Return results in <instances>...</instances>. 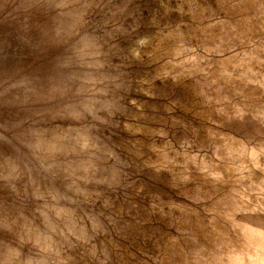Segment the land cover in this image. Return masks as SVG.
Listing matches in <instances>:
<instances>
[{
  "label": "rangeland",
  "instance_id": "1",
  "mask_svg": "<svg viewBox=\"0 0 264 264\" xmlns=\"http://www.w3.org/2000/svg\"><path fill=\"white\" fill-rule=\"evenodd\" d=\"M63 1L0 0V264H264V0Z\"/></svg>",
  "mask_w": 264,
  "mask_h": 264
},
{
  "label": "bare ground",
  "instance_id": "2",
  "mask_svg": "<svg viewBox=\"0 0 264 264\" xmlns=\"http://www.w3.org/2000/svg\"><path fill=\"white\" fill-rule=\"evenodd\" d=\"M62 1H63V0H61V2H62ZM72 1H73V0H72ZM72 1H71V2H72ZM74 1H75V0H74ZM82 1H83V3H84V0H82ZM82 1H81V2H82ZM86 1H90V0H86ZM163 1H164V0H163ZM163 1H162V2H163ZM177 1H178V0H177ZM63 2H64V1H63ZM76 2H78V1H76ZM76 2H75V3H76ZM101 2H102V1H101ZM101 2H99V3H101ZM103 2H104V1H103ZM114 2H116V0H115ZM117 2H118V1H117ZM172 2H173V1H172ZM172 2H171V3H172ZM179 2H181V1H179ZM190 2H191V1H190ZM199 2H201V1H199ZM205 2H207V1H205ZM73 3H74V2H73ZM73 3H72V4H73ZM86 3H87V2H86ZM146 3H147V2H146ZM167 3H168V2H167ZM173 3H174V2H173ZM207 3H208V2H207ZM214 3H215V2H214ZM91 4H92V3H91ZM117 4H118V3H117ZM158 4H159V3H158ZM165 4H166V3H165ZM215 4H216V3H215ZM219 4H220V3H219ZM63 5H64V4H63ZM67 5H68V4H67ZM85 5H86V4H85ZM85 5H84V6H85ZM94 5H97V4H94ZM113 5H114V3H113ZM144 5H145V4H144ZM147 5H148V4H147ZM159 5H160V4H159ZM170 5H171V4H170ZM172 5H173V4H172ZM177 5H178V4H177ZM182 5H183V4H182ZM185 5H186V4H185ZM217 5H218V3H217ZM80 6H81V5H80ZM137 6H138V5H137ZM199 6H200V5H199ZM202 6H203V5H202ZM202 6H201V7H202ZM212 6H213V5H212ZM155 7H156V6H155ZM160 7H161V6H160ZM185 7H186L187 10H188V6H185ZM196 7H197V5H196ZM214 7H215V6H214ZM214 7H213V8H214ZM216 7H217V6H216ZM76 8H78L77 5H76ZM76 8H74V9H76ZM117 8H118V7H117ZM141 8H144V7H141ZM146 8L149 9V7H146ZM167 8H168V6H167ZM189 8H190V7H189ZM218 8H219V6H218ZM82 9H83V7H82ZM95 9H96V8H95ZM151 9H152V8H151ZM184 9H185V8H184ZM196 9H197V8H196ZM215 9H216V8H215ZM76 10H79V8L76 9ZM76 10H75V11H76ZM91 10H92V9H91ZM107 10L109 11V9H107ZM138 10H139V9H138ZM146 10H147V9H146ZM180 10H181V9H180ZM187 10H186V11H187ZM197 10H198V9H197ZM201 10H202V9H201ZM80 11H81V10H80ZM86 11H87V10H86ZM166 11H167V10H166ZM87 12H88V11H87ZM103 12H105V11H103ZM130 12H131V11H130ZM156 12H157V11H156ZM164 12H165V11H164ZM196 12H198V11H196ZM199 12H200V10H199ZM199 12H198V13H199ZM205 12H206V11H205ZM220 12H222V11H220ZM220 12H219V13H220ZM99 13H100V12H99ZM114 13H115V12H114ZM161 13H162V12H161ZM178 13H179V12H178ZM181 13H182V11H181ZM188 13H189V12H188ZM203 13H204V12H203ZM81 14H82V12H81ZM101 14H102V13H101ZM110 14H112V13L110 12ZM129 14H130V13H129ZM146 14H147V13H146ZM163 14H164V13H163ZM165 14H167V13H165ZM183 14H184V13H183ZM199 14H200V13H199ZM204 14H205V13H204ZM82 15H83V14H82ZM112 15H113V14H112ZM160 15H161V14H159V16H160ZM193 15H195V14H193ZM201 15H202V11H201ZM221 15L223 16V14H221ZM106 16H107V15H106ZM144 16H145V15H144ZM157 16H158V15H157ZM163 16H164V15H163ZM180 16H181V15H180ZM189 16H190V15H189ZM196 16H197V15H196ZM196 16L194 17V20H195V18H197ZM198 16H199V15H198ZM81 17H82V16H81ZM160 17H161V16H160ZM167 17H168V16H167ZM185 17H186V16H185ZM190 17H192V16H190ZM200 17H202V16H200ZM136 18H137V17H136ZM136 18H135V19H136ZM150 18H151V17H150ZM182 18H184V17H182ZM182 18H181V19H182ZM192 18H193V17H192ZM59 19H60V18H59ZM81 19H83V18H81ZM152 19H154V18H152ZM179 19H180V18H179ZM185 19H186V18H185ZM201 19H202V18H201ZM68 20H69V19H68ZM71 20H72V19H71ZM71 20H70V21H71ZM132 20H133V16H132ZM183 20H184V19H183ZM197 20H198V19H197ZM199 20H200V19H199ZM202 20H203V19H202ZM61 21H62V20H61ZM70 21H69V22H70ZM130 21H131V19H130ZM153 21H154V20H153ZM160 21H161V20H160ZM178 21H179V20H178ZM66 22H67V21H66ZM69 22H68V23H69ZM72 22H74V21H72ZM72 22H71V23H72ZM126 22H127V21H126ZM165 22H166V21H165ZM171 22H172V21H171ZM187 22H188V21H187ZM191 22H192V20H191ZM193 22H194V21H193ZM193 22H192V24H193ZM195 22H196V21H195ZM200 22H201V21H200ZM200 22H199V23H200ZM68 23H67V24H68ZM133 23L136 24L135 22H133ZM154 23H155V22H154ZM157 23H158V22H157ZM180 23H181V22H180ZM180 23H179V24H180ZM189 23H190V22H189ZM196 23H198V22H196ZM196 23H195V24H196ZM69 24H70V23H69ZM137 24H138V22H137ZM98 25H99V24H96V27H97ZM115 25H116V24H115ZM132 25H133V24H132ZM143 25H144V24H143ZM162 25H163V24H162ZM166 25H167V24H166ZM181 25H182V24H181ZM100 26H101V25H99L97 28H99ZM128 26H129V24H128ZM145 26H146V25H145ZM152 26H153V25H152ZM191 26H192V25H191ZM72 27H73V25H72ZM131 27H132V26H131ZM163 27H164V26H163ZM180 27H181V26H180ZM184 27H185V26H184ZM200 27H201V26H200ZM101 28H102V27H100V29H101ZM160 28H161V27H160ZM165 28H166V27H165ZM187 28H188V27H187ZM187 28H186V29H187ZM192 28H193V27H192ZM192 28H191V29H192ZM201 28H202V27H201ZM201 28H200V29H201ZM67 29H68V28H67ZM104 29H105V28H103V29H101V30L104 31ZM140 29H141V28H140ZM152 29H153V28H152ZM152 29H151V30H152ZM162 29H163V28H162ZM186 29H185V30H186ZM188 29H190V27H189ZM217 29H218V28H217ZM106 30L109 31L108 29H106ZM111 30H112V29H111ZM154 30H155V29H154ZM158 30H159V29H158ZM158 30H157V31H158ZM164 30H165V29H164ZM166 30H168V29H166ZM172 30H173V29H172ZM192 30H194V28H193ZM69 31H70V30H69ZM72 31H73V30H72ZM115 31H116V30H115ZM118 31H119V29H118ZM155 31H156V30H155ZM162 31H163V30H162ZM186 31H187V30H186ZM189 31H191V30H189ZM189 31H188V32H189ZM214 31H215V30H214ZM216 31H217V30H216ZM96 32H97V31H95V33H96ZM105 32H106V31H105ZM110 32H111V31H110ZM133 32H134V31H133ZM142 32H143V31H142ZM158 32H159V31H158ZM160 32H161V31H160ZM194 32H195V31H194ZM194 32H193V33H194ZM66 33H67V30H66ZM68 33H70V32H68ZM68 33H67V34H68ZM97 33H98V32H97ZM135 33H137V32L135 31ZM193 33L191 32V35H194ZM202 33H203V32H202ZM171 34H172V33H171ZM198 34H199V33H198ZM97 35H98V34H97ZM102 35H103V33H102ZM157 35H158V33H157ZM161 35H162V34H161ZM183 35H184V34H183ZM201 35H202V34H201ZM201 35H200V36H201ZM122 36H123V35H122ZM186 36H187V34H186ZM101 37H102V36H101ZM110 37H111V36H110ZM157 37H160V35L157 36ZM157 37H156V38H157ZM191 37H193V36H191ZM208 37H209V36H208ZM208 37H207V38H208ZM97 38H100V37L98 36ZM175 38H176V37H175ZM175 38H174V39H175ZM199 38H200V37H199ZM201 38H202V37H201ZM189 39H190V38H189ZM202 39H203V38H202ZM202 39H201V40H202ZM210 39H211V38H210ZM103 40H104V39H103ZM103 40L101 39L102 42H103ZM105 40H106V39H105ZM164 40H165V38H164ZM184 40H185V38H184ZM196 40L198 41V39H196ZM97 41H98V39H97ZM101 41L99 40V42H101ZM108 41H109V40H108ZM153 41H154V40H153ZM191 41H192V39H191ZM191 41H189V43H190ZM199 41H200V40H199ZM83 42H85V41L83 40ZM83 42H82V43H83ZM99 42H98V43H99ZM116 42H117V41H116ZM162 42H163V41H162ZM195 42H196V41H194V43H195ZM200 42H202V41H200ZM191 43L193 44V42H191ZM191 43H190V44H191ZM196 43L198 44V42H196ZM99 44H100V43H99ZM112 44H113V43H112ZM152 44H153V43H152ZM154 44H155V43H154ZM201 44H202V43H201ZM105 45H106V43H105ZM114 45H115V44H114ZM171 45H172V44H171ZM193 45H194V44H193ZM198 45H199V44H198ZM198 45H197V46H198ZM83 46H84V44H83ZM97 46H98V45H97ZM106 46H107V45H106ZM108 46H109V45H108ZM118 46H119V45H118ZM118 46H117V47H118ZM99 47H100V45H99ZM180 47H181V46H180ZM105 48H106V47H105ZM107 48L109 49V47H107ZM107 48H106V51H107ZM149 48H151V47H149ZM101 49H102V48H101ZM101 49H100V51H101ZM119 49H120V48H119ZM169 49H170V45H169ZM72 50H73V52H75L76 49H75V48L73 49V47H72ZM103 50H105V49H103ZM111 50H112V49H111ZM170 50H171V49H170ZM76 51H77V50H76ZM93 51H95V50H93ZM96 51H97V50H96ZM116 51H117V49H116ZM122 51H123V50H122ZM146 51H147V50H146ZM166 51L168 52L169 50H166ZM78 52L80 53L79 50H78ZM98 52H99V51H98ZM98 52H97V53H98ZM107 52H108V51H107ZM147 52H148V51H147ZM160 52H161V51H160ZM183 52H184V51H183ZM83 53H84V52H83ZM110 53H111V52H110ZM135 53H137V52H135ZM105 54H106V52H105ZM155 54H156V53H155ZM170 54H171V53H169V55H170ZM93 55H94V54H93ZM136 55H137V54H136ZM162 55H163V54H162ZM96 56L98 57V54H97ZM144 56H145L144 58H146L147 55H144ZM99 57H100V56H99ZM102 57H103V56H102ZM105 57L108 58L107 56H105ZM105 57H104V58H105ZM152 57H153V55H152ZM152 57H149L148 59H151ZM160 57H161V56H160ZM110 58H111V57H110ZM139 58H140V57H139ZM93 59H94V58H93ZM95 59H96V58H95ZM97 59H98V58H97ZM140 59H141V58H140ZM146 59H147V58H146ZM96 61H97V60H96ZM103 61H104V59H103ZM106 61H107V63H108V60H107V59H106ZM98 62H99V60H98ZM101 62H102V61H101ZM110 62H111V61H110ZM156 62H157V61H156ZM164 63H165V62H164ZM93 64H94V63H93ZM101 64H103V63H101ZM168 64H169V63H168ZM150 65H151V64H150ZM152 65H153V64H152ZM159 66H162V65L159 64ZM165 66H166V65H165ZM172 66H173V65H172ZM97 67H98V66H97ZM97 67H96V69H97ZM151 67H152V66H151ZM151 67H150V68H151ZM153 67H154V66H153ZM98 68H99V67H98ZM101 68H103V67H101ZM105 68H106V66H105ZM154 68H156V67H154ZM168 68H169V67H168ZM140 69H141V68H140ZM173 69H174V68H173ZM152 70H153V69H152ZM156 71H158V70H156ZM149 73H150V72H149ZM152 73H155V72H152ZM152 73H151V74H152ZM135 74H136V73H135ZM145 74H146V73H145ZM148 75H149V74H148ZM148 75H147V76H148ZM102 76H103V75H102ZM144 76H145V75H144ZM144 76H142V77H144ZM147 76H145V77H147ZM149 77H150V75H149ZM100 78H101V77H100ZM102 78L104 79V77H102ZM147 78H148V77H147ZM151 78H152V77H151ZM168 78H169V77H168ZM165 79H166V78H165ZM176 79H177V77H176ZM179 79H180V78H179ZM141 80H142V78H141ZM143 80H144V79H143ZM147 80H149V79H146L145 81L147 82ZM152 80H153V79H152ZM170 80H171V79H170ZM184 80H186V79H184ZM191 80H192V79H191ZM84 81H86V79L83 77L82 83H84V85H85L86 82H84ZM101 81H103V80H101ZM158 81H159V80H158ZM164 81H165V80H164ZM164 81H163V82H164ZM167 81H168V80H167ZM167 81H166V82H167ZM180 81H181V80H180ZM182 81H183V79H182ZM141 82H142V81H141ZM177 82H178V81H177ZM185 82H187V81H185ZM189 82H190V79H189ZM150 83H151V82H150ZM178 83H179V82H178ZM183 83H184V82H183ZM183 83H180V85L182 86ZM193 83H194V82H192L190 85H192ZM155 84H156V83H155ZM171 84H172V83H171ZM171 84H169V85L172 87ZM173 84H174V83H173ZM184 84H185V83H184ZM188 84H189V83H188ZM145 85H146V84H145ZM153 85H154V84H153ZM158 85H159V84H158ZM163 85H164V83H163ZM163 85H162V86H163ZM174 85H175V84H174ZM186 85H187V84H186ZM160 86H161V85H160ZM178 86H179V85H178ZM187 86L190 87L189 85H187ZM187 86H186V87H187ZM192 86H193V85H192ZM192 86H191V87H192ZM194 86H195V85H194ZM154 87H155V86H154ZM156 87H157V86H156ZM168 87H169V86H168ZM191 87H190V88H191ZM150 88H151V87H150ZM193 88H194V87H193ZM80 89H81V85H78L76 89H73V91H74V90H75V91H76V90L79 91ZM145 89H146V88H145ZM148 89H149V88H148ZM154 89H155V88H154ZM166 89H167V88H166ZM187 89H188V88H187ZM191 89H192V88H191ZM195 89H196V87H195ZM195 89H194V90H195ZM185 90H186V89H185ZM189 90H190V89H189ZM145 91H146V90H145ZM149 91H150V90H149ZM159 91H160V90H159ZM163 91H164V90H163ZM164 92H165V91H164ZM193 92H194V91H193ZM149 93H150V92H149ZM190 93H191V92H190ZM173 94H174V93H173ZM176 94H177V93H176ZM191 94H192V93H191ZM194 94H196V93H194ZM189 95H190V94H189ZM198 95H199V94H198ZM198 95H196V96L199 97ZM130 96H131V95H129V97H130ZM193 96H195V95H193ZM193 96H192V97H193ZM196 96H195V97H196ZM137 97H138V96H137ZM189 97H190V96H189ZM195 97H194V98H195ZM129 100H130V99H129ZM179 100H180V99H179ZM131 101H132V99H131ZM189 101H190V100H189ZM189 101H188L187 103H190ZM193 101H194V100H193ZM199 101H200V103H201L200 97H199ZM133 102H135V101H133ZM133 102H132V103H133ZM136 102H137V101H136ZM132 103H131V104H132ZM193 103H195V102H193ZM198 103H199V102H197V103H195V104H198ZM200 103H199V104H200ZM138 104H139V103H138ZM138 104H137V105H138ZM122 105H123V104H122ZM127 105H128V104H127ZM127 105H126V106H127ZM183 105H184V103H183ZM183 105H182L181 107H183ZM190 105H192V104H190ZM201 105H203V104H201ZM98 106H99V105H98ZM102 106H103V105H102ZM105 106H108V105L105 104ZM128 106H131V105L129 104ZM134 106H135V105H134ZM204 106H205V105H204ZM110 107H111V106H110ZM120 107H121V106H120ZM122 107H125V106H122ZM132 107H133V106H132ZM161 107H162V105H161ZM181 107H180V108H181ZM189 107H190V106H189ZM85 108L88 109L87 103H86V107H85ZM96 108H97V107H96ZM113 108H114V107H113ZM129 108H130V107H129ZM166 108H168V107H166ZM178 108H179V107H178ZM183 108H185V107H183ZM122 109H124V108H122ZM122 109H121V110H122ZM162 109H163V108H162ZM164 109H165V108H164ZM187 109H188V107H187ZM205 109L207 110L208 108H205ZM192 110H193V109H192ZM198 110H199V109H198ZM200 110H201V109H200ZM203 110H204V109H203ZM208 110H209V109H208ZM133 111H135V110L133 109ZM136 111H137V110H136ZM147 111H148V110H147ZM181 111H182V110H181ZM186 111H187V110H186ZM186 111H185V113H186ZM188 111H189V109H188ZM210 111H213V109H211ZM122 112H123V111H122ZM206 112H207V111H206ZM262 112H263V111H262ZM128 113H129V112H128ZM152 113H153V112H152ZM155 113H157V112H155ZM185 113H184V114H185ZM211 113H212V112H211ZM134 114H135V113H134ZM200 114H201V113H200ZM214 114H215V113H214ZM214 114H213L212 116H214ZM259 114H260V113H259ZM131 115H133V114H131ZM147 115H148V114H147ZM150 115H151V114H150ZM153 115H155V114H153ZM153 115H152V116H153ZM162 115H164V114H162ZM189 115H190V114H189ZM196 115H197V114H196ZM198 115H199V114H198ZM158 116H159V114H158ZM160 116H161V115H160ZM164 116H166V115H164ZM192 116H194V114H193ZM258 116H260V115H258ZM261 116H262V115H261ZM125 117H126V116H125ZM125 117H124V118H125ZM131 117H132V116H131ZM185 117H187V115H186ZM196 117H197V116H196ZM207 117H208V116H207ZM221 117H224V116H221ZM124 118H122V120H123ZM165 118H166V117H165ZM165 118H164V119H165ZM210 118H211V117H210ZM213 118H214V117H213ZM219 118H220V117H219ZM248 118H249V117H248ZM120 119H121V118H120ZM125 119H126V118H125ZM131 119H132V118H131ZM136 119H137V118H136ZM147 119H149V118H147ZM147 119H146V120H147ZM164 119H162V120H164ZM185 119H186V118H185ZM192 119H193V118H192ZM230 119H231V118H230ZM188 120H189V119H188ZM196 120L199 122L198 119H196ZM204 120H205V119H204ZM206 120H207V119H206ZM214 120H216V119L214 118ZM218 120H219V119H218ZM247 120L250 121V119H247ZM124 121H126V120H124ZM133 121H134V120H133ZM141 121H143V120H141ZM189 121H191V120H189ZM189 121H188V123H189ZM223 121H224V120H223ZM230 121H231V120H230ZM230 121L227 122V123H230ZM263 121H264V120H263ZM122 122H123V121H122ZM128 122H129V121H128ZM130 122H131V121H130ZM130 122H129V124H130ZM161 122L163 123V121H160V123H161ZM205 122H206V121H205ZM215 122H216V121H215ZM217 122H218V121H217ZM224 122H226V120H225ZM132 123H133V122H132ZM196 123H197V122H196ZM202 123H203V122H202ZM222 123H223V122H222ZM237 123H238V122H237ZM239 123H240V122H239ZM122 124H123V123H121V125H122ZM129 124H127V125H129ZM134 124H135V122H134ZM139 124H141V123H139ZM139 124H138V125H139ZM145 124H146V123H145ZM200 124H201V123H200ZM223 124H224V123H223ZM230 124H231V123H230ZM127 125H126V126H127ZM151 125H152V124H151ZM201 125H202V124H201ZM201 125H200V126H201ZM228 125H229V124H228ZM228 125H227V126H228ZM153 126H154V125H153ZM156 126H157V125H156ZM194 126H195V125H194ZM200 126H199V128H200ZM223 126L225 127V125H223ZM230 126H231V125H230ZM238 126H239V125H238ZM252 126H253V125H252ZM123 127H124V126H122V128H123ZM139 127H140V126H139ZM144 127H145V126H144ZM157 127H158V126H157ZM186 127H187V126H186ZM210 127H211V126H210ZM260 127H261V125H260ZM260 127H258V128H260ZM81 128H82V127H81ZM83 128H84V127H83ZM150 128H151V126H150ZM193 128H194V127H193ZM201 128L204 129L203 126H201ZM212 128H213V127H212ZM228 128H229V127H228ZM228 128H227V129H228ZM236 128H238V127H236ZM248 128H249V127H248ZM251 128H252V127H251ZM261 128H262V127H261ZM129 129H130V128H129ZM156 129H157V128H156ZM156 129H155V130H156ZM203 129H201V131H202ZM223 129H224V128H223ZM230 129H231V127H230ZM242 129H243V128H242ZM246 129H247V127H246ZM84 130H85V128H84ZM191 130H192V129H191ZM220 130H221V129H220ZM234 130H236V129H234ZM247 130H249V129H247ZM250 130H251V129H250ZM250 130H249V131H250ZM260 130H261V129H260ZM80 131H81V130H80ZM86 131H87V129H86ZM127 131L129 132V130H127ZM204 131H206V130H204ZM212 131H213V129H212ZM231 131H232V130H231ZM252 131H253V129H252ZM84 132H85V131H84ZM180 132H181V131H180ZM185 132H187V131H185ZM241 132H243V131H241ZM259 132H260V131H259ZM82 133H83V132H82ZM89 133H90V132H89ZM181 133H182V132H181ZM191 133H192V132H191ZM199 133H200V132H199ZM237 133H239V132H237ZM249 133L251 134V132H249ZM80 134H81V133H80ZM80 134H79V136H80ZM132 134H134V133H132ZM135 134H136V133H135ZM152 134H153V133H152ZM152 134H150V135H152ZM183 134H184V133H183ZM189 134H190V133H189ZM205 134H206V132H205ZM77 135H78V133H77ZM127 135L129 136V134H127ZM137 135H138V134H137ZM146 135H147V134H146ZM184 135H185V134H184ZM186 135H187V133H186ZM257 135H258V134H257ZM152 136H153V135H152ZM181 136H182V135H181ZM239 136H240V135H239ZM90 137H91V136H90ZM134 137H135V136H134ZM136 137H137V136H136ZM140 137H143V136H140ZM144 137H145V136H144ZM195 137H196V136H195ZM80 138L82 139V135H81ZM118 138H119V137H118ZM197 138H198V137H197ZM199 138L201 139V137H199ZM203 138H204V136H203ZM148 139H149V138H148ZM157 139H158V138H157ZM212 139H213V138H212ZM126 140H127V139H126ZM151 140H152V139H151ZM155 140H156V139H155ZM204 140H205V139H204ZM206 140H207V139H206ZM122 141H123V140H122ZM124 141H125V140H124ZM124 141H123V145H124ZM127 141H128V140H127ZM134 141H135V140H134ZM142 141H143V140L140 139V143H141ZM145 141H146V139H145ZM145 141H144V142H145ZM147 141H148V140H147ZM159 141H160V140H159ZM162 141H163V140H161V142H162ZM176 141H177V138H176ZM48 142H49V141H48ZM48 142H47V140L44 141V144H43L44 148H46V147H50V148L55 147L54 145H51V144L48 145ZM130 142H131V141H130ZM132 142H133V141H132ZM137 142H138V141H137ZM163 142H165V141H163ZM163 142H162V144H163ZM197 142H198V141H197ZM202 142H203V141H202ZM206 142H207V141H206ZM125 143H126V142H125ZM134 143H135V142H134ZM157 143H158V142H157ZM159 143H160V142H159ZM199 143H200V142H199ZM203 143H204V142H203ZM200 144H202V143H200ZM74 145H75V144H74ZM76 145H77V144H76ZM88 145H89V144H88ZM125 145H126V144H125ZM135 145H137V144H135ZM204 145H205V144H204ZM66 146H67V145H66ZM77 146H78V145H77ZM89 146H90V145H89ZM91 146H92V145H91ZM111 146H113V145H111ZM111 146H110V147H111ZM158 146H159V144H158ZM192 146H193V145H192ZM208 146H209V145H208ZM79 147H80V146H79ZM137 147H138V146H137ZM144 147H145V146H144ZM95 148H96V147H95ZM113 148H114V147H113ZM129 148H130V147H129ZM134 148H135V147H134ZM1 149H2V147L0 146V151H1ZM3 149H4V147H3ZM66 149H68V147H67ZM66 149H64V150H66ZM89 149H90V147H89ZM96 149H97V148H96ZM194 149H195V148H194ZM79 150H80V149H79ZM105 150H106V149H105ZM109 150H110V149H109ZM137 150H138V149H137ZM192 150H193V149H192ZM3 151H4V150H3ZM3 151H2V152H3ZM69 151H70V150H69ZM69 151H67V152H69ZM85 151H86V150H84V152H85ZM89 151H90V150H89ZM93 151H94V149H93ZM95 151H96V150H95ZM95 151H94V152H95ZM133 151H134V150H133ZM135 151H136V149H135ZM150 151H151V150H150ZM153 151H155V150L153 149ZM70 152H71V151H70ZM101 152H102V151H101ZM103 152H104V151H103ZM111 152H112V151H111ZM64 153H65V151H64ZM81 153H82V151H81ZM86 153H88V151H87ZM98 153H99V152H98ZM98 153H97V154H98ZM169 153H170V152H169ZM0 154H1V153H0ZM3 154H4V153H3ZM67 154H69V153H67ZM88 154H89V153H88ZM135 154L138 155L137 153H135ZM170 154H171V153H170ZM7 155H9V154H7ZM7 155H5V158L8 157ZM65 155H66V154H65ZM82 155H83V153H82ZM107 155H108V154H107ZM122 155H123V154H122ZM136 155H135V156H136ZM139 155L141 156V155H142V152L139 153ZM139 155H138V156H139ZM0 156L2 157V156H4V155H0ZM66 156H67V155H66ZM68 156H69V155H68ZM83 156H84V155H83ZM117 156H118V155H117ZM120 156H121V155H120ZM120 156H119V157H120ZM148 156H150V154H149ZM70 157H71V156H70ZM72 157H73V156H72ZM74 157H75V156H74ZM76 157H79V155H78V156L76 155ZM125 157H126V156H125ZM155 157H156V156H155ZM9 158H10V156H9ZM12 158H13V157H11V160H12ZM132 158H133V157H132ZM151 158H152V157H151ZM153 158H154V157H153ZM7 159H8V158H7ZM7 159H6V160H7ZM13 159H14V158H13ZM63 159H64V158H63ZM68 159H69V158H68ZM71 159H72V158H71ZM123 159H124V158H123ZM3 160H5V159H3ZM8 160H9V161H8ZM8 160H7V161H4V162H5V165L7 164V166H6L7 168H6V169L3 168L4 170H6L5 172L3 171L4 174H5L8 170H9V171H12L13 167L16 166V162H15V165H14V163H12L14 160H13V161H11L10 159H8ZM72 160H74V159H72ZM72 160H71V161H72ZM75 160H76V159H75ZM120 160H122V158H121ZM141 160H143V159H141ZM63 161H65V160H63ZM97 161H98V160H97ZM111 161H113V160H111ZM111 161H108V162H111ZM0 162H1V161H0ZM2 162H3V161H2ZM2 162L0 163V165L2 164ZM6 162H7V163H6ZM68 162H69V161H68ZM138 162H139V161H138ZM62 163H63V162H62ZM66 163H67V162H66ZM99 163H100V162H99ZM99 163H98V164H99ZM117 163H118V161H117ZM119 163H120V162H119ZM133 163H134V162H133ZM136 163H137V162H136ZM141 163H143V161H142ZM63 164H65V163H63ZM63 164H62V165H63ZM108 164H109V163H108ZM70 165H72V164H70ZM104 165H105V164H104ZM123 165H124V164H123ZM72 166H73V165H72ZM74 166H75V165H74ZM109 166H110V165H109ZM115 166H116V165H115ZM140 166H141V165H140ZM144 166H145V165H144ZM2 167H4V166H2ZM2 167H0V168H2ZM106 167H107V166H106ZM106 167H105V168H106ZM110 167H111V166H110ZM110 167H109V168H110ZM145 167H146V166H145ZM147 167H148V166H147ZM191 167H192V166H190V168H191ZM14 168H15V167H14ZM69 168H71V166H70ZM109 168H108V169H109ZM116 168H117V167H116ZM150 169H151V168H150ZM106 170H107V169H106ZM151 170H152V169H151ZM175 170H176V169H175ZM1 171H2V170L0 169V173H1ZM109 171H110V170H109ZM134 171H135V170H134ZM3 172H2V174H3ZM113 172H114V170H113ZM113 172H111V173H113ZM136 172H137V171H136ZM155 172H156V171H155ZM161 172H162V171H161ZM109 173H110V172H109ZM118 173H119V172H118ZM156 173H158V172H156ZM165 173H166V172H165ZM2 174H1V175H2ZM115 174H116V172H115ZM152 174H153V172H152ZM155 175H156V174H155ZM155 175H154V176H155ZM193 175H195V173H193ZM196 175H197V173H196ZM196 175H195V176H196ZM116 176H117V174H116ZM199 176H200V175H199ZM199 176H198V177H199ZM157 177H158V176H157ZM116 178H118V177H116ZM191 178H192V177H191ZM164 179H165V178H164ZM193 179H194V177H193ZM73 180H74V179H73ZM75 180H76V179H75ZM149 180H150V179H149ZM165 180H166V179H165ZM165 180H164V181H165ZM170 180H171V179H170ZM171 181H172V180H171ZM156 182H157V181H156ZM167 182H168V181H167ZM82 183H83V182H82ZM73 184H74V183H73ZM76 184H77V183H76ZM86 184H87V183H86ZM86 184H85V185H86ZM167 184H169V182H168ZM178 184H179V183H178ZM188 184H189V183H188ZM114 185H115V184H114ZM219 185H220V184H219ZM138 186H140V185H138ZM166 186H167V185H166ZM172 186H174V185L172 184ZM181 186H182V185H181ZM191 186H193V185H191ZM191 186L189 185V188H190ZM72 187H73V186H72ZM76 187H77V186H76ZM133 187H134V186H133ZM175 187H177V186H175ZM175 187H174V188H175ZM207 187H209V186H207ZM224 187H225V186H224ZM66 188H67V187H66ZM89 188H91V187H89ZM93 188H94V187H93ZM169 188H170V186H169ZM169 188H168V189H169ZM171 188H172V187H171ZM68 189H69V187H68ZM73 189L76 190L74 187H73ZM87 189H88V188H87ZM131 189H132V188H131ZM157 189H158V188H157ZM157 189H156V190H157ZM176 189H177V188H176ZM180 189H181V188H180ZM192 189H193V188H192ZM194 189H195V187H194ZM80 190H81V189H80ZM83 190H84V189H83ZM83 190H82V191H83ZM92 190H93V189H91V191H92ZM94 190H95V189H94ZM94 190H93V191H94ZM96 190H98V189H96ZM78 191H79V190H78ZM78 191H76V192H78ZM180 191H181V190H180ZM187 191H188V189H187ZM189 191H190V190H189ZM192 191H193V190H192ZM210 191H211V190H210ZM79 192H81V191H79ZM79 192H78V193H79ZM95 192H96V191H95ZM150 192H151V191H150ZM152 192H153V191H152ZM164 192H165V191H164ZM164 192H163V193H164ZM184 192L186 193V190H184ZM92 193H93V192H92ZM98 193H99V191H98ZM100 193H101V192H100ZM100 193H99V194H100ZM145 193H147V192H145ZM145 193H144V194H145ZM163 193H161V194H163ZM165 193H167V192H165ZM175 193H176V192H175ZM76 194H77V193H76ZM79 194H80V193H79ZM82 194H83V195H86V194H84V193H82ZM82 194H80V195L82 196ZM158 194H159V193H158ZM167 194H168V193H167ZM170 194H171V193H170ZM170 194H169V195H170ZM77 195H78V194H77ZM88 195H90L89 192H88ZM155 195H156V193H155ZM175 195H177V194H175ZM181 195H183V194H181ZM78 196H79V195H78ZM143 196H144V195H143ZM83 197H84V196H83ZM83 197H82V198H83ZM91 197H92V198H91ZM156 197H158V196H156ZM182 197H183V196H182ZM185 197H186V196H185ZM80 198H81V197H80ZM86 198H87V196H86ZM88 198H89V199L91 198V199L93 200V196H89ZM96 198H97V195H96ZM96 198H95V199H96ZM160 198H161V197H160ZM169 198H171V197H169ZM186 198H187V197H186ZM102 199H103V198H102ZM106 199H107V198H106ZM120 199H121V198H120ZM147 199H148V198H147ZM155 199H156V198H155ZM86 200H87V199H86ZM96 200H97V199H96ZM99 200H101V199H99ZM103 200H104V199H103ZM148 200H149V199H148ZM153 200H154V199H153ZM157 200H158V199H157ZM172 200H173V199H172ZM187 200H188V199H187ZM81 201H82V199H81ZM84 201H85V199H84ZM94 201H95V200H93V202H94ZM101 201H102V200H101ZM101 201H100V202H101ZM162 201H163V199H162ZM177 201H179V199H178ZM90 202H91V201H90ZM90 202H89V203H90ZM100 202H99V203H100ZM105 202H106V200H105ZM105 202H104V204H105ZM165 202H166V201H165ZM180 202H181V201H180ZM84 203H85V202H84ZM84 203H82V205H83ZM87 203H88V202H87ZM102 203H103V202H102ZM166 203H167V202H166ZM92 204H94V203H92ZM95 204H96V203H95ZM104 204H103V205H104ZM108 204H109V203H108ZM188 204H190V203H188ZM101 205H102V204H101ZM109 205H110V204H109ZM48 206H49V205H48ZM106 206H107V205H106ZM106 206H105V207H106ZM146 206H147V205H146ZM161 206H162V205H161ZM161 206H158V207H161ZM101 207H103V206H101ZM141 207H142V206H141ZM163 207H164V206H163ZM2 208H3V207H2ZM4 208H5V207H4ZM4 208H3V209H4ZM36 208H37V207H36ZM53 208H55V207H53ZM58 208H59V207H58ZM58 208H57V209H58ZM60 208H61V207H60ZM117 208H118V206H117ZM146 208H147V207H146ZM153 208H154V206H153ZM155 208H156V207H155ZM155 208H154V210H155ZM170 208H171V207H170ZM44 209H45V208H44ZM64 209H65V208H64ZM79 209H80V208H79ZM79 209H78V210H79ZM142 209H144V208H142ZM166 209H167V208H165V210H164L165 212H167ZM184 209H185V208H184ZM197 209H198V208H197ZM199 209H200V208H199ZM199 209H198V210H199ZM6 210H7V209H6ZM54 210H56V209H54ZM58 210H59V209H58ZM66 210H67V209H66ZM84 210H85V209H84ZM91 210H92V208H91ZM117 210L119 211L120 209H117ZM149 210H150V208H149ZM158 210H159V209H158ZM182 210H183V209H182ZM190 210H191V209H190ZM1 211H2V209H1ZM61 211H62V209H61ZM81 211H82V210H81ZM88 211H89V210H88ZM145 211H146V210H145ZM162 211H163V210H162ZM174 211H175V210H174ZM180 211H181V210H180ZM183 211H184V210H183ZM2 212H3V211H2ZM2 212H1V213H2ZM44 212H45V211H44ZM55 212H56V211H55ZM70 212H71V210L69 211V213H70ZM124 212H125V210H124ZM139 212H140V211H139ZM192 212H193V211H192ZM7 213H8V212H6V214H7ZM48 213H49V212H48ZM61 213H62V212H61ZM115 213H116V212H115ZM153 213H155V212H153ZM157 213H158V211H157ZM174 213H175V212H174ZM2 214H3V213H2ZM67 214H68V212H67ZM73 214H74V213H73ZM79 214H80V213H79ZM85 214H86V213H85ZM85 214H84V215H85ZM108 214H110V213H108ZM144 214H145V213H144ZM146 214H147V212H146ZM184 214H185V213H184ZM186 214H189V213H186ZM190 214H191V213H190ZM196 214H197V213H196ZM3 215H5V213H4ZM49 215H50V214H49ZM58 215H59V214H58ZM84 215H83V216H84ZM94 215H95V214H94ZM123 215H124V214H123ZM152 215H153V214H152ZM50 216H51V215H50ZM95 216H96V215H95ZM99 216H100V215H99ZM99 216H98V218H99ZM104 216L107 217L105 214H104ZM114 216H115V215H114ZM119 216H120V215H119ZM145 216H146V215H145ZM176 216H177V215H176ZM185 216H186V215H185ZM187 216H188V215H187ZM69 217H70V216H69ZM77 217H78V216H77ZM81 217H82V216H81ZM89 217H90V216H89ZM165 217H166V216H165ZM176 218H177V217H176ZM184 218H185V217H184ZM6 219H7V218H6ZM48 219H49V218H48ZM50 219H51V218H50ZM53 219H54V218H53ZM67 219H68V218H67ZM103 219H104V218H103ZM121 219H122V218H121ZM131 219H132V218H131ZM154 219H155V218H154ZM200 219H202V218L200 217ZM205 219H206V218H205ZM54 220H55V219H54ZM77 220H78V219H77ZM110 220H111V219H110ZM132 220H133V219H132ZM176 220H177V219H176ZM179 220H180V219H179ZM182 220H183V219H182ZM185 220H186V219H185ZM64 221H65V219H64ZM69 221H71V220H69ZM80 221H81V220H80ZM103 221H104V220H103ZM126 221H128V220H126ZM150 221H151V220H150ZM167 221H168V218H167ZM173 221H174V220H173ZM48 222H49V220H48ZM58 222H59V221H58ZM78 222H79V221H78ZM81 222H83V220H82ZM120 222H121V221H120ZM151 222H152V221H151ZM151 222H150V223H151ZM168 222H170V221H168ZM84 223H85V222H84ZM86 223H87V222H86ZM90 223H91V222H90ZM107 223H108V222H107ZM109 223H110V221H109ZM113 223H114V222H113ZM133 223H134V222H133ZM177 223H178V222H177ZM77 224H78V223H77ZM77 224H76V225H77ZM79 224H80V222H79ZM79 224H78L77 226H79ZM118 224H119V223H118ZM125 224H126V223H125ZM127 224H128V223H127ZM192 224H193V223H192ZM195 224H197V223H195ZM200 224H201V223H200ZM213 224H214V223H213ZM46 225H47V224H46ZM64 225H65V224H64ZM93 225H94V224H93ZM203 225H204V224H203ZM83 226H84V225H83ZM90 226H91V225H90ZM131 226H132V225H131ZM156 226H158V225L156 224ZM162 226H163V225H162ZM179 226H180V225H179ZM179 226H178V227H179ZM188 226H189V225H188ZM194 226H195V225H194ZM84 227H86V226H84ZM87 227H88V226H87ZM95 227H96V226H95ZM100 227H101V226H100ZM160 227H161V226H160ZM180 227H181V226H180ZM222 227H223V226H222ZM30 228H31V226H30ZM61 228H62V227H61ZM66 228H67V227H66ZM115 228H117V226H115ZM127 228H128V227H127ZM151 228H152V227H151ZM165 228H166V227H165ZM184 228H186V227H184ZM34 229H35V228H34ZM70 229H71V228H70ZM111 229H112V228H111ZM111 229H110V230H111ZM130 229H131V228H130ZM130 229H129V230H130ZM155 229H156V228H155ZM30 230H31V229H30ZM62 230H63V229H62ZM152 230H153V229H152ZM60 231H61V230H60ZM60 231H59V232H60ZM64 231H65V230H64ZM66 231H68V230H66ZM70 231H71V230H70ZM72 231H73V230H72ZM130 231H131V230H130ZM172 231H173V230H172ZM75 232H76V231H75ZM88 232H89V231H88ZM90 232H91V231H90ZM115 232H116V231H115ZM134 232H135V231H134ZM149 232H151V231H149ZM156 232H157V231H156ZM167 232L169 233V231H167ZM170 232H171V231H170ZM63 233H65V232H63ZM73 233H74V232H73ZM73 233L70 232V234H73ZM81 233H82V232H81ZM164 233H165V232H164ZM200 233H201V232H200ZM40 234H41V233H40ZM152 234H153V233H152ZM160 234H162V233L160 232ZM165 234H166V236H167V233H165ZM170 234H171V233H170ZM174 234H175V232H174ZM38 235H39V234H38ZM38 235H37V236H38ZM132 235H133V234H132ZM175 235H176V234H175ZM37 236H36V237H37ZM42 236H44V235L42 234ZM45 236H46V235H45ZM73 236H74V235H73ZM86 236H87V235H86ZM135 236H136V235H135ZM153 236H154V235H153ZM159 236H160V235H159ZM163 236H164V234H163ZM168 236H170V235H168ZM197 236H198V235H197ZM29 237H30V236H29ZM36 237H35V238H36ZM40 237H41V235L39 236V238H40ZM65 237H66V236H65ZM65 237H63V238H65ZM67 237H69V234H68ZM67 237H66V238H67ZM77 237H78V236H77ZM198 237H199V236H198ZM202 237H203V236H202ZM41 238H42V237H41ZM41 238H40V239H41ZM71 238H72V236H71ZM86 238H87V237H86ZM86 238H85L84 241H86ZM102 238H103V237H102ZM107 238H108V237H107ZM142 238H143V235H142ZM175 238H176V237H175ZM36 239H37V238H36ZM42 239H44V237H43ZM42 239H41V240H42ZM72 239H73V238H72ZM72 239H71V240H72ZM155 239H156V238H155ZM161 239H162V237H161ZM167 239H170V238H167ZM65 240H66V239H65ZM67 240H68V238H67ZM69 240H70V239H69ZM109 240H110V239H109ZM124 240H125V239H124ZM135 240H136V239H135ZM164 240H165V238H164ZM170 240H171V239H170ZM61 241H62V240H61ZM61 241H60V242H61ZM63 241H64V240H63ZM125 241H126V240H125ZM142 241H143V240H142ZM151 241H152V240H151ZM155 241H156V240H155ZM162 241H163V240H162ZM168 241H169V240H168ZM172 241H173V240H172ZM177 241H178V239H177ZM197 241H198V240H197ZM42 242H43V241H42ZM108 242H109V241H108ZM153 242H154V241H153ZM199 242H200V241H199ZM64 243H65V242H64ZM91 243H92V242H91ZM162 243H163V242H162ZM162 243H161V245H163ZM175 243H176V242H175ZM47 244H48V243H47ZM56 244L58 245V243H56ZM115 244H116V242H115ZM150 244H152V242H151ZM157 244H159V243H157ZM157 244H156V245H157ZM168 244H169V243H168ZM171 244H172V242H171ZM171 244H169V246H170ZM44 245H45V244H44ZM51 245H52V244H51ZM51 245H50V246H51ZM92 245H93V244H92ZM166 245H167V244H166ZM173 245H177V244H174V243H173ZM207 245H208V244H207ZM207 245H206V246H207ZM50 246H49V247H50ZM52 246H53V245H52ZM55 246H56V245H55ZM77 246H78V245H77ZM116 246H117V245H116ZM138 246H139V245H138ZM171 246H172V245H171ZM47 247H48V245H47ZM49 247H48V248H49ZM58 247H59V246H58ZM75 247H76V246H75ZM82 247H83V246H82ZM152 247H153V245H152ZM167 247H168V246H167ZM167 247H166V248H167ZM44 248H46V247H44ZM48 248H47V251H48V250L51 251V250L48 249ZM50 248H51V247H50ZM52 248H53V247H52ZM54 248H55V247H54ZM114 248H115V247H114ZM122 248H123V247H122ZM133 248H134V247H133ZM155 248H156V246H155ZM191 248H192V247H191ZM191 248H190V249H191ZM55 249H56V248H55ZM55 249H53V250H55ZM59 249H60V248H59ZM105 249H106V248H105ZM115 249H116V248H115ZM124 249H125V248H124ZM143 249H144V248H143ZM145 249H147V247H146ZM156 249H157V248H156ZM160 249H161V248H160ZM80 250H81V249H80ZM112 250H113V249H112ZM128 250H129V249H128ZM140 250H141V249H140ZM166 250H167V249H166ZM44 251H45V250H44ZM49 251H48V252H49ZM81 251H82V250H81ZM142 251H143V250H142ZM5 252L7 253V251H5ZM5 252H4V253H5ZM52 252L54 253V251H52ZM113 252H114V251H113ZM42 253H43V252H42ZM81 253H82V252H81ZM106 253H107V252H106ZM106 253H105V255H106ZM116 253H117V252H116ZM142 253H143V252H142ZM150 253H153V252H150ZM156 253H157V252H156ZM160 253H162V252H160ZM49 254H50V253H49ZM83 254H84V253H83ZM83 254H82V255H83ZM97 254H98V253H97ZM163 254H164V253H163ZM2 255H3V254H2ZM8 255H10V254H8ZM46 255H47V254H46ZM58 255H59V254H58ZM120 255H123V254H120ZM4 256H5V254H4ZM117 256H118V255H117ZM117 256H116V257H117ZM133 256H134V255H133ZM148 257H149V256H148ZM6 258H8V257H6ZM25 258H26V257H25ZM128 258H129V257H128ZM165 258H166V257H165ZM2 259L4 260V258H2ZM44 259H45V258H44ZM52 259H53V258H52ZM61 259H62V258H61ZM90 259H91V258H90ZM90 259H89V260H90ZM97 259H98V258H97ZM123 259H124V258H123ZM3 260H2V261H3ZM6 260L8 261V259H6ZM42 260H43V259H42ZM54 260H55V259H54ZM114 260H115V259H114ZM83 261H84V260H83ZM100 261H101V259H100ZM116 261H117V260H116ZM163 261H164V260H163ZM178 261H179V260H178ZM182 261H183V260H182ZM0 262H1V260H0ZM4 262H6V261H4ZM4 262H3V263H4ZM19 262H20V261H19ZM27 262H28V261H27ZM29 262H30V261H29ZM64 262H65V261H64ZM91 262H92V261H91ZM114 262H115V261H114ZM119 262H120V261H119ZM123 262H124V261H123ZM15 263H16V262H15ZM31 263H32V262H31ZM71 263H72V262H71ZM89 263H90V261H89ZM117 263H118V262H117ZM131 263H132V262H131ZM179 263H180V261H179ZM7 264H8V263H7ZM10 264H11V263H10ZM28 264H29V263H28ZM62 264H63V263H62ZM81 264H82V263H81ZM86 264H87V263H86ZM124 264H125V263H124Z\"/></svg>",
  "mask_w": 264,
  "mask_h": 264
}]
</instances>
